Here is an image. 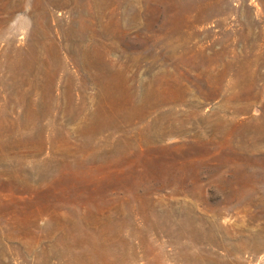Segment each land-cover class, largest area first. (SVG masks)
Returning a JSON list of instances; mask_svg holds the SVG:
<instances>
[{
  "label": "rangeland",
  "instance_id": "374dc122",
  "mask_svg": "<svg viewBox=\"0 0 264 264\" xmlns=\"http://www.w3.org/2000/svg\"><path fill=\"white\" fill-rule=\"evenodd\" d=\"M0 264H264V0H0Z\"/></svg>",
  "mask_w": 264,
  "mask_h": 264
}]
</instances>
